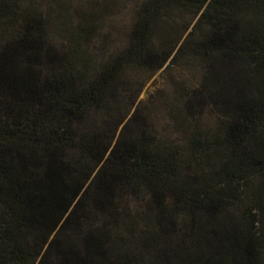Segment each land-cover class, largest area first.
Segmentation results:
<instances>
[{
	"label": "trees",
	"instance_id": "trees-1",
	"mask_svg": "<svg viewBox=\"0 0 264 264\" xmlns=\"http://www.w3.org/2000/svg\"><path fill=\"white\" fill-rule=\"evenodd\" d=\"M175 9L192 14L176 35ZM91 33L0 0V264H264V0H142L99 62ZM187 55L203 73L179 109L219 122L181 150L122 74Z\"/></svg>",
	"mask_w": 264,
	"mask_h": 264
},
{
	"label": "rangeland",
	"instance_id": "rangeland-1",
	"mask_svg": "<svg viewBox=\"0 0 264 264\" xmlns=\"http://www.w3.org/2000/svg\"><path fill=\"white\" fill-rule=\"evenodd\" d=\"M141 1L36 0V4L54 20L60 21L63 16L89 27L92 33L90 36L84 35L88 39L83 45L89 56L99 62L103 58H113L124 49L136 8ZM88 12H95V15L86 18ZM191 17L190 12L175 9L169 18L178 27L172 26L170 31L178 34L183 28L180 23ZM185 35L186 32L180 41ZM51 37L56 44L68 43L61 30H53ZM155 39L159 42L158 36ZM202 73L201 60L188 55L154 73L126 66L122 74L123 80L127 82L122 87L124 101L132 100L136 94L134 105L141 103V111L149 122L148 129L156 136L157 142L184 150L194 124L212 127L219 122L217 115L209 109H205L195 119L185 118V113L179 109L183 95L197 86Z\"/></svg>",
	"mask_w": 264,
	"mask_h": 264
}]
</instances>
